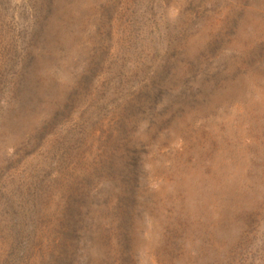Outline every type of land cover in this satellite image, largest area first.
I'll use <instances>...</instances> for the list:
<instances>
[{"label": "rangeland", "instance_id": "obj_1", "mask_svg": "<svg viewBox=\"0 0 264 264\" xmlns=\"http://www.w3.org/2000/svg\"><path fill=\"white\" fill-rule=\"evenodd\" d=\"M0 264H264V0H0Z\"/></svg>", "mask_w": 264, "mask_h": 264}]
</instances>
